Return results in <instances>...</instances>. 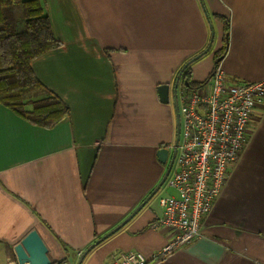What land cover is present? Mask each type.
<instances>
[{
	"label": "crops",
	"instance_id": "0c3cea01",
	"mask_svg": "<svg viewBox=\"0 0 264 264\" xmlns=\"http://www.w3.org/2000/svg\"><path fill=\"white\" fill-rule=\"evenodd\" d=\"M40 3L61 45L32 67L42 92L63 100L69 115L44 127L0 103V264H19L13 247L32 230L51 264H77L79 253L138 208L167 170L157 150L177 134L174 97L161 102L157 86H174L211 42L186 67L192 84L204 83L217 62L231 83L264 80V0ZM227 26L228 50L220 56ZM249 135L202 237L160 264H264V106ZM159 205L147 202L83 264H113L127 251L150 257L162 248L170 232L151 226Z\"/></svg>",
	"mask_w": 264,
	"mask_h": 264
},
{
	"label": "built area",
	"instance_id": "2783aa9c",
	"mask_svg": "<svg viewBox=\"0 0 264 264\" xmlns=\"http://www.w3.org/2000/svg\"><path fill=\"white\" fill-rule=\"evenodd\" d=\"M210 73L204 83H183L177 90L180 141L166 182L175 193L161 197L162 215L151 225L170 232L168 242L150 257L127 251L113 264H160L202 237L204 219L248 145L257 108L264 106V80L231 83L221 63Z\"/></svg>",
	"mask_w": 264,
	"mask_h": 264
},
{
	"label": "trees",
	"instance_id": "16d2710c",
	"mask_svg": "<svg viewBox=\"0 0 264 264\" xmlns=\"http://www.w3.org/2000/svg\"><path fill=\"white\" fill-rule=\"evenodd\" d=\"M51 27V20L44 14L40 0H0V103L44 127H52L69 115L68 105L63 100L55 94L42 92L44 86L32 67L37 58L61 45ZM228 32L227 26L220 56L228 50ZM210 44L199 54L200 57L211 50ZM185 70L190 81V72L188 68ZM188 84L190 87L199 85ZM35 93L42 96L31 98Z\"/></svg>",
	"mask_w": 264,
	"mask_h": 264
},
{
	"label": "water",
	"instance_id": "95a60500",
	"mask_svg": "<svg viewBox=\"0 0 264 264\" xmlns=\"http://www.w3.org/2000/svg\"><path fill=\"white\" fill-rule=\"evenodd\" d=\"M213 39H214V34L212 35V41ZM211 45H212V42L210 46ZM200 56L201 55H198L196 58L190 60L189 64L191 62H194V60L199 59ZM219 60L221 59L219 58ZM189 64L184 66L182 71L179 72V75L177 76L174 86L171 87V82H167V83L160 84L159 86H157L159 97H160L159 100H161V102L166 103V104L170 103L169 99H171V95H173L174 97L173 100L176 106V113L178 112V105L176 101L177 86L183 75L181 73L184 72L185 68L188 67ZM177 116H178V125H177V134L175 137L176 139H175L173 150H172L173 152L171 153L170 151L172 146L171 147L170 146L161 147L159 150H157L159 162H161V164L163 165L167 164V170L164 176H162L163 177L162 180L159 182L157 187H155L154 190H152V192L145 198V200L142 203H140L138 208L130 216H128V218L123 223L120 224V226H117L116 228L111 230V232L108 233L106 236H103L102 238L97 240L95 243L91 244V246L80 257L77 264H82L84 260V256H86L93 248H95L99 243L103 242L108 237L113 235L115 232H117V230H120L123 226H125V224H127L133 218V216L138 214L144 208V206L147 205V202H150L157 195V193L160 191L159 189H161L165 185V183L167 182V179L169 178V175L171 174V171L174 165L173 163L175 162V158L177 154L176 150H177V147L180 141L179 137H180V131H181V125H180L181 123H180V117L178 113H177ZM38 233L39 232L37 230H32L30 234L28 233V235L25 238H23L21 242L18 243V245L13 247L14 252L16 254L17 262L19 264H51V260L49 259V256H48V248L47 246H45L46 244L44 240Z\"/></svg>",
	"mask_w": 264,
	"mask_h": 264
},
{
	"label": "rangeland",
	"instance_id": "374dc122",
	"mask_svg": "<svg viewBox=\"0 0 264 264\" xmlns=\"http://www.w3.org/2000/svg\"><path fill=\"white\" fill-rule=\"evenodd\" d=\"M38 93H35L33 95H31L30 97H36ZM160 191L157 193V195L151 200V204H154L156 207H159L160 208V205H159V200L161 197H164V196H167V195H172L174 194V191L167 188V183H165V185L159 189Z\"/></svg>",
	"mask_w": 264,
	"mask_h": 264
},
{
	"label": "flooded vegetation",
	"instance_id": "af4514ba",
	"mask_svg": "<svg viewBox=\"0 0 264 264\" xmlns=\"http://www.w3.org/2000/svg\"><path fill=\"white\" fill-rule=\"evenodd\" d=\"M185 71H186V70H185ZM184 73H185V72H184ZM184 73H183V74H184ZM178 74H179V73H178ZM184 75H185V74H184ZM182 77H183V76H182ZM182 77H181V78H182ZM185 80H186V84L189 85L188 83H189L190 81L187 80L186 78H185ZM181 81H182V80L179 81V84H178V86H177V90H178V88H179V85H181ZM190 84H191V82H190ZM177 113H178V112H177ZM178 114H179V117H180V113H178ZM180 123H181V122H180ZM172 146H174V144H173ZM170 147H171V146H170ZM172 150H173V149H172ZM172 150H170L171 153L173 152Z\"/></svg>",
	"mask_w": 264,
	"mask_h": 264
},
{
	"label": "bare ground",
	"instance_id": "6f19581e",
	"mask_svg": "<svg viewBox=\"0 0 264 264\" xmlns=\"http://www.w3.org/2000/svg\"><path fill=\"white\" fill-rule=\"evenodd\" d=\"M167 181H168V179H167Z\"/></svg>",
	"mask_w": 264,
	"mask_h": 264
}]
</instances>
